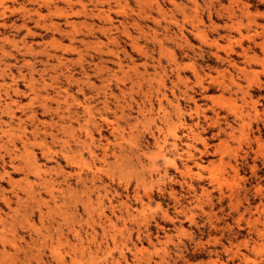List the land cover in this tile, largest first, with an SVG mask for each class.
Instances as JSON below:
<instances>
[{"label": "rangeland", "instance_id": "374dc122", "mask_svg": "<svg viewBox=\"0 0 264 264\" xmlns=\"http://www.w3.org/2000/svg\"><path fill=\"white\" fill-rule=\"evenodd\" d=\"M263 226L264 0H0V264H264Z\"/></svg>", "mask_w": 264, "mask_h": 264}, {"label": "bare ground", "instance_id": "6f19581e", "mask_svg": "<svg viewBox=\"0 0 264 264\" xmlns=\"http://www.w3.org/2000/svg\"><path fill=\"white\" fill-rule=\"evenodd\" d=\"M56 28V27H55ZM139 32V31H138ZM140 49V48H139ZM179 79V78H178ZM157 92V91H156ZM159 100V99H158ZM237 200V199H236ZM258 210V209H257ZM249 214V213H248ZM255 221V220H254ZM256 222V221H255ZM259 223V222H258ZM264 227V226H263ZM256 229V228H255ZM261 231V230H260ZM257 234V233H256ZM259 238V237H258Z\"/></svg>", "mask_w": 264, "mask_h": 264}]
</instances>
